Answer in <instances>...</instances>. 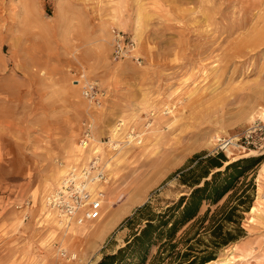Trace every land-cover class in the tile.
<instances>
[{"label": "rangeland", "instance_id": "1", "mask_svg": "<svg viewBox=\"0 0 264 264\" xmlns=\"http://www.w3.org/2000/svg\"><path fill=\"white\" fill-rule=\"evenodd\" d=\"M112 27L136 41L140 62L113 59ZM80 74L102 90L99 105L82 96ZM256 120L264 0H0V215L15 228L0 239V264H97L144 223L126 222L137 207L159 213L189 192L177 169L218 152L262 160L242 236L204 264H264V139L237 141ZM84 121L94 138L86 150ZM220 138L233 143L219 149ZM97 152L108 178L100 218L61 223L48 195ZM159 250L151 246L145 264H177L155 260Z\"/></svg>", "mask_w": 264, "mask_h": 264}, {"label": "trees", "instance_id": "2", "mask_svg": "<svg viewBox=\"0 0 264 264\" xmlns=\"http://www.w3.org/2000/svg\"><path fill=\"white\" fill-rule=\"evenodd\" d=\"M261 160V155L228 161L222 152L204 158L194 154L174 173L178 183L188 187L189 192L159 213L145 214L147 204L137 207L126 222L144 223L124 246L105 254L97 264H145L151 246L156 244L160 250L155 260L169 257L177 259V264H204L214 259L215 249L242 236L239 221L242 211H248L253 201L254 173ZM241 178L243 186L238 189ZM225 195L226 200L211 211L210 206L218 204ZM204 203L208 207L201 214ZM204 222L208 223L203 225ZM179 243L182 249H176Z\"/></svg>", "mask_w": 264, "mask_h": 264}, {"label": "built area", "instance_id": "3", "mask_svg": "<svg viewBox=\"0 0 264 264\" xmlns=\"http://www.w3.org/2000/svg\"><path fill=\"white\" fill-rule=\"evenodd\" d=\"M110 33L111 54L114 60L132 58L140 62L141 56L134 53L136 41L132 37L115 27L111 28ZM79 77L81 78L80 89L82 96L99 105L103 92L96 81L83 74H80ZM79 81L80 79L76 80V82ZM82 126L83 130L79 143H83L85 148H89L92 143L91 139H94L92 123L84 121ZM130 131L135 137L138 136V133H134V130ZM261 136H264V121L260 124L259 120H256L244 130L237 141H241L239 146L256 147L259 141L264 139ZM135 139H138V137ZM216 142L219 149H225L233 143L231 139L222 138ZM107 181V168L97 152L90 156L84 167L80 168V166L76 165L67 170L60 179L59 185L48 195V204L65 217L67 221H72L75 224L95 221L101 216L103 198L105 196L104 189L96 185H103ZM26 204H28V201Z\"/></svg>", "mask_w": 264, "mask_h": 264}, {"label": "crops", "instance_id": "4", "mask_svg": "<svg viewBox=\"0 0 264 264\" xmlns=\"http://www.w3.org/2000/svg\"><path fill=\"white\" fill-rule=\"evenodd\" d=\"M4 194V193H3ZM3 199H1L2 201V207H5L8 203V196L7 194L2 195ZM4 196L6 198H4ZM12 229H15L13 225H11V222L5 218V216L0 215V239L3 238V232L8 233L9 231L11 232Z\"/></svg>", "mask_w": 264, "mask_h": 264}, {"label": "bare ground", "instance_id": "5", "mask_svg": "<svg viewBox=\"0 0 264 264\" xmlns=\"http://www.w3.org/2000/svg\"><path fill=\"white\" fill-rule=\"evenodd\" d=\"M135 49H136V47H135ZM135 53V52H134ZM136 54V53H135ZM91 140H94V139H91ZM93 143H91L90 145H92ZM79 145H80V147L82 148V149H88V148H85V146L83 145V143H79ZM74 166H76V165H74ZM85 166V165H84ZM84 166H80V168H82V167H84ZM71 167H73V166H71ZM70 167V168H71ZM67 172V171H66ZM65 172V173H66ZM61 179V178H60ZM59 183H60V181H59ZM59 185V184H58ZM57 185V186H58ZM96 186H98V187H102V185H99V184H97ZM53 191V190H52ZM51 191V192H52ZM50 192V193H51ZM46 204H47V206H48V208L51 210V211H53L54 212V214L56 215V216H58L59 217V219H58V221H60L61 223H63L64 221L65 222H67V223H71V224H73V225H77V226H80V225H82V224H75V223H73L72 221H67V219L65 218V217H63L61 214H59V212L57 211V210H55L54 208H52L49 204H48V199L46 200ZM253 210V208H251V211ZM51 214V213H50ZM69 220V219H68ZM229 254V253H228ZM226 258V257H225ZM219 260V259H218ZM215 263V262H214ZM207 264H209V263H207ZM225 264V263H224Z\"/></svg>", "mask_w": 264, "mask_h": 264}]
</instances>
